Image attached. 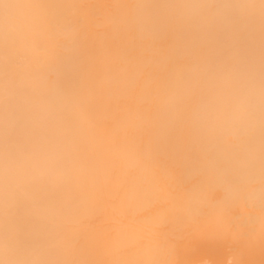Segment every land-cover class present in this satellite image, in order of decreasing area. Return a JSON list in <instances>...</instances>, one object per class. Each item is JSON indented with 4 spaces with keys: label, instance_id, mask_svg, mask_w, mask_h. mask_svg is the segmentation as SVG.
Segmentation results:
<instances>
[{
    "label": "bare ground",
    "instance_id": "obj_1",
    "mask_svg": "<svg viewBox=\"0 0 264 264\" xmlns=\"http://www.w3.org/2000/svg\"><path fill=\"white\" fill-rule=\"evenodd\" d=\"M0 264H264V0H0Z\"/></svg>",
    "mask_w": 264,
    "mask_h": 264
}]
</instances>
